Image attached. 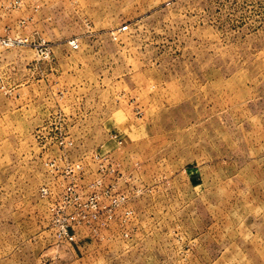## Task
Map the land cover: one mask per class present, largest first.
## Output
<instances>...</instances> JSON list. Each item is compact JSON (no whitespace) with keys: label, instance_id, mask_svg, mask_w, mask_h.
<instances>
[{"label":"rangeland","instance_id":"rangeland-1","mask_svg":"<svg viewBox=\"0 0 264 264\" xmlns=\"http://www.w3.org/2000/svg\"><path fill=\"white\" fill-rule=\"evenodd\" d=\"M0 264H264V0H0Z\"/></svg>","mask_w":264,"mask_h":264}]
</instances>
